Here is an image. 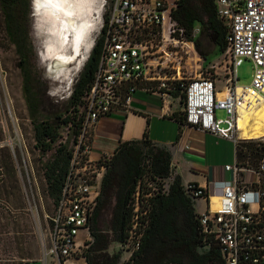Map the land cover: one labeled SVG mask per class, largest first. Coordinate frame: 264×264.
Masks as SVG:
<instances>
[{
    "label": "built area",
    "instance_id": "2783aa9c",
    "mask_svg": "<svg viewBox=\"0 0 264 264\" xmlns=\"http://www.w3.org/2000/svg\"><path fill=\"white\" fill-rule=\"evenodd\" d=\"M179 2L110 0L99 63L84 97L81 133L73 143V157L54 213L46 215L45 228L38 235L44 264L86 261L84 249L91 239L111 159V155L91 158L90 131L104 117L131 111L138 92L170 95L176 89L185 96V126L236 146L235 162L225 166L229 178L206 188L185 184L194 197L207 203L206 211L198 214L202 234L220 247L224 264H264V137L243 138L238 126L244 108L264 99V0L215 1L216 14L227 28L228 61L222 89L217 85L219 79L202 73L186 77L184 63L193 56L199 60L200 54L194 33L188 39L185 28L173 18ZM244 60L253 64L249 85L238 83L237 69ZM5 102L7 96L0 85V108ZM7 107L10 110L9 104ZM218 112L226 116L219 118ZM138 199L125 246L129 254L117 264H127L141 246ZM82 230L88 234L83 242L79 240Z\"/></svg>",
    "mask_w": 264,
    "mask_h": 264
},
{
    "label": "trees",
    "instance_id": "16d2710c",
    "mask_svg": "<svg viewBox=\"0 0 264 264\" xmlns=\"http://www.w3.org/2000/svg\"><path fill=\"white\" fill-rule=\"evenodd\" d=\"M215 1L180 0L173 13L174 20L185 28L188 39H192L196 24L200 25V36L195 44L204 63L211 54V48L220 47L222 52L227 50V28L216 14ZM28 8L29 0H0V52L9 46L16 49L22 92L34 132V148L42 155L55 150L43 164L42 174L45 194L55 206L73 157V143L81 133L84 97L99 63L103 38L100 36L92 49L69 98L68 109L40 119L43 83L31 59L33 47L26 20ZM204 42L205 47H202ZM169 94L179 97L184 108L185 96L179 89ZM174 119L181 127L186 125L183 110ZM66 126L73 134L72 145L61 140V129ZM93 138L94 129L88 134V143L92 144ZM171 163L170 150L152 142L147 133L143 139L123 142L115 150L102 182L91 229L93 241L85 255L87 264L119 262L120 254H110L109 248L119 242L126 250L138 197L141 246L127 264H224L220 247L202 234L195 209L200 198L186 190L181 177L173 173ZM105 211L111 216V226L107 231L98 228V217Z\"/></svg>",
    "mask_w": 264,
    "mask_h": 264
},
{
    "label": "rangeland",
    "instance_id": "374dc122",
    "mask_svg": "<svg viewBox=\"0 0 264 264\" xmlns=\"http://www.w3.org/2000/svg\"><path fill=\"white\" fill-rule=\"evenodd\" d=\"M109 2L110 0H100L102 11L99 25L96 30L90 33V38L94 41L93 47L101 36ZM33 5V0H29L26 20L33 47L31 59L35 63L43 83L40 119H44L49 115L68 109L69 98L89 58L84 62L80 71L72 65L66 75L69 77L55 74L58 73V70L43 55L46 34L38 30L39 17L35 14ZM199 36L200 25L196 24L193 34L194 42L199 39ZM203 44L202 47H205L206 42ZM92 49L87 54L88 57H90ZM83 51H85V46H83ZM200 58L198 60L193 56L192 60L184 63L186 77L194 78L202 73L203 77L219 79L217 85L222 89L225 65L228 61L226 53L222 52L220 47H214L211 48V54L208 55L205 63L201 55ZM17 62L18 56L14 46H9L0 52V85L3 93L7 96V102L0 108V264H25L27 262L44 264L38 235L45 228L46 215H53L55 206L45 194L42 174L43 164L52 157L55 150L42 155L34 148V132L22 92V75L17 68ZM211 65H214L215 68L211 69ZM253 73V64L249 60H244L237 69L238 83L249 85ZM7 104H9L10 110ZM225 116L224 112H218L219 118ZM61 135V140H67L72 145L73 134L68 126L62 127ZM195 209L198 214H202L207 209V203L203 199H198ZM110 226V212L105 211L98 217V228L107 231ZM87 238V231L82 230L79 240L83 242ZM92 241L91 235V239L84 249L85 255L88 254L89 243ZM109 253L120 254L119 262L129 254L119 242L111 245ZM48 261L50 262L51 259L49 258ZM82 263L83 260L79 259L73 264Z\"/></svg>",
    "mask_w": 264,
    "mask_h": 264
},
{
    "label": "crops",
    "instance_id": "0c3cea01",
    "mask_svg": "<svg viewBox=\"0 0 264 264\" xmlns=\"http://www.w3.org/2000/svg\"><path fill=\"white\" fill-rule=\"evenodd\" d=\"M182 110L177 96L138 92L131 111L115 112L96 124L91 158L112 155L121 143L141 140L147 133L152 142L170 150L173 173L184 184L206 188L211 182L229 178L225 166L236 160L235 144L191 126L181 127L174 116Z\"/></svg>",
    "mask_w": 264,
    "mask_h": 264
},
{
    "label": "bare ground",
    "instance_id": "6f19581e",
    "mask_svg": "<svg viewBox=\"0 0 264 264\" xmlns=\"http://www.w3.org/2000/svg\"><path fill=\"white\" fill-rule=\"evenodd\" d=\"M101 11L100 0H35L38 30L46 34L43 55L58 70L55 74L66 76L72 65L80 71L93 47L90 33L97 29ZM238 126L243 138L264 137L263 98L244 108Z\"/></svg>",
    "mask_w": 264,
    "mask_h": 264
},
{
    "label": "water",
    "instance_id": "95a60500",
    "mask_svg": "<svg viewBox=\"0 0 264 264\" xmlns=\"http://www.w3.org/2000/svg\"><path fill=\"white\" fill-rule=\"evenodd\" d=\"M33 2H34L33 9H34L35 8V0H33Z\"/></svg>",
    "mask_w": 264,
    "mask_h": 264
},
{
    "label": "snow or ice",
    "instance_id": "6c2138e0",
    "mask_svg": "<svg viewBox=\"0 0 264 264\" xmlns=\"http://www.w3.org/2000/svg\"><path fill=\"white\" fill-rule=\"evenodd\" d=\"M47 2H52V0H47Z\"/></svg>",
    "mask_w": 264,
    "mask_h": 264
}]
</instances>
